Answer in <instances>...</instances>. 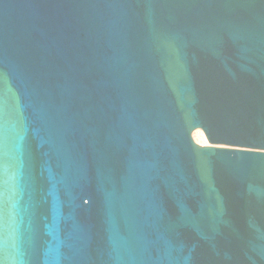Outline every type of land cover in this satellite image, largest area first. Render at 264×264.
Returning <instances> with one entry per match:
<instances>
[{
	"label": "water",
	"instance_id": "obj_1",
	"mask_svg": "<svg viewBox=\"0 0 264 264\" xmlns=\"http://www.w3.org/2000/svg\"><path fill=\"white\" fill-rule=\"evenodd\" d=\"M0 264H264V0H0Z\"/></svg>",
	"mask_w": 264,
	"mask_h": 264
},
{
	"label": "bare ground",
	"instance_id": "obj_2",
	"mask_svg": "<svg viewBox=\"0 0 264 264\" xmlns=\"http://www.w3.org/2000/svg\"><path fill=\"white\" fill-rule=\"evenodd\" d=\"M193 135H194L195 141H196V135H201V137L203 138V135H202V131L201 130L196 131ZM201 145L202 146H209L210 144H209V142H208V140L206 138H203V140L201 141Z\"/></svg>",
	"mask_w": 264,
	"mask_h": 264
},
{
	"label": "rangeland",
	"instance_id": "obj_3",
	"mask_svg": "<svg viewBox=\"0 0 264 264\" xmlns=\"http://www.w3.org/2000/svg\"><path fill=\"white\" fill-rule=\"evenodd\" d=\"M198 130H201V129H198ZM198 130H196V131H198ZM196 131H194L193 132V134L196 132ZM202 131V130H201ZM202 135H203V138H206V135L204 134V132L202 131ZM192 137H193V139H194V135H192ZM203 138L201 137V135H196V141H195V139H194V141L198 144L199 143V145H201V141L203 140ZM207 139V138H206ZM198 141V142H197Z\"/></svg>",
	"mask_w": 264,
	"mask_h": 264
}]
</instances>
